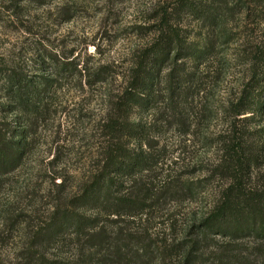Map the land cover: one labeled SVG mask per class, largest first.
I'll use <instances>...</instances> for the list:
<instances>
[{"label": "trees", "instance_id": "1", "mask_svg": "<svg viewBox=\"0 0 264 264\" xmlns=\"http://www.w3.org/2000/svg\"><path fill=\"white\" fill-rule=\"evenodd\" d=\"M185 10L210 31L202 45L192 43L176 23ZM249 18L253 30L245 22ZM230 21L236 22L233 27ZM154 33L119 86L107 66L45 51L29 64L17 59L0 65L5 99L0 102V192L21 166L32 132L50 112L59 80H77L82 89L97 86L106 108L94 164L68 198L61 197L66 182L54 184L53 200L65 203L51 207L42 227L26 225L27 241L12 264H78L80 256L98 264H142L149 257L154 259L149 264H164L177 253L178 264H196L216 237L233 243L211 252L217 262L264 264V0L251 8L243 0H179L175 9L161 10ZM212 82L223 85L219 105L196 108L200 122L220 113L222 126L206 138L211 156L180 163L172 147L183 140L170 138L171 147L159 144L171 130L183 136L202 125L184 107ZM160 107L166 116L158 113ZM13 114L23 126L12 127ZM202 196L208 200L205 211L197 207L180 228L175 247L145 246L141 234H118L114 227L134 212L161 210L169 198L182 212L185 199ZM61 237L72 241L74 253L69 260L46 258L40 245ZM246 238L259 242L254 260L234 244Z\"/></svg>", "mask_w": 264, "mask_h": 264}, {"label": "rangeland", "instance_id": "2", "mask_svg": "<svg viewBox=\"0 0 264 264\" xmlns=\"http://www.w3.org/2000/svg\"><path fill=\"white\" fill-rule=\"evenodd\" d=\"M192 1L201 3L205 0ZM243 1L251 8L256 0ZM178 4L179 0H0V65L17 59L29 64V59L39 58V54L45 51L63 57H76L95 66H107L116 79L114 86H119L135 55L154 37L161 10L171 11ZM176 20L192 43L202 45L210 33L186 10ZM245 22L253 30L252 18ZM235 23L230 21L229 27ZM79 84L77 80L67 79L56 83L55 91L51 93L50 112L32 132L21 166L7 177L0 192V264L15 262L27 241L29 229L26 225L42 227V222L48 220L51 207L57 202L65 203L63 199L53 200L56 193L54 184L65 181L61 197L68 198L76 191V184L84 172L94 164L92 158L96 154L99 127L106 108L97 86L82 89ZM222 88L221 83L212 82L206 90L195 95L194 103L189 101L184 112L194 122H200V113L196 108L199 110L200 105L204 106L203 110L217 107ZM1 100L0 93V102L5 101ZM160 109L158 113L163 112L162 117L166 116L167 111L162 107ZM217 114L215 119L201 121L202 125L197 126V130L191 128L190 133L183 136L169 131L161 139L159 147L163 142L171 147L170 138L175 137L177 141L183 140L180 146L172 147L180 163L198 162L211 156L212 151H207L206 138L222 126L220 113ZM14 116H11L14 120L12 127L23 126L22 119ZM191 169L192 166L188 167L185 173L190 175ZM207 202L203 196L197 200L185 199L181 212L176 201L169 198L162 204L161 210L152 214L134 212L130 217L119 219L114 227L118 234L121 230L135 233L132 236L136 238L141 234L145 246L159 244L175 247L181 239L180 228L184 229V224L190 222L197 207L200 206L203 213ZM16 217L23 219L22 223L15 224ZM182 232L184 234L185 230ZM137 240L138 244L142 241ZM228 243V240L216 237L208 255L200 257L196 264H221L211 252L225 250ZM234 244L242 254L254 260L259 242L246 238ZM39 248L46 258L52 260H69L74 253L68 237L45 241ZM179 255L173 254L164 264H178ZM153 260L149 257L142 264ZM78 264L98 263L80 256Z\"/></svg>", "mask_w": 264, "mask_h": 264}]
</instances>
